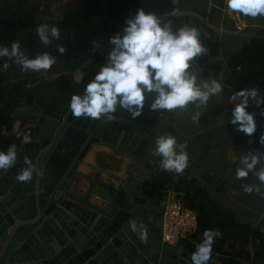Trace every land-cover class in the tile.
Returning a JSON list of instances; mask_svg holds the SVG:
<instances>
[{
    "label": "crops",
    "instance_id": "obj_1",
    "mask_svg": "<svg viewBox=\"0 0 264 264\" xmlns=\"http://www.w3.org/2000/svg\"><path fill=\"white\" fill-rule=\"evenodd\" d=\"M223 5L224 0H149L144 4L146 12H155L165 21H171L173 30L184 25L199 30V39L206 50L195 59L205 61L207 69L196 75L197 79H216L223 87L199 108L190 103L183 109L166 110L163 119L149 126L153 132L151 146L139 156L106 145H96L85 155L77 169V178L69 186L72 193L104 207L109 201L103 194L116 199L125 192V206L131 211L117 234L85 264H192L191 255L182 244L172 246L162 240L163 210L175 200L177 182L186 175L196 177L238 219L252 221L264 230V184L254 172L240 179L235 175L241 166L240 158L247 152L264 154V144L260 143L264 133V105L249 104L248 110L255 112L257 125L251 136L229 123L236 102L235 91L257 87L264 95V16L245 17L247 26L239 32L225 17ZM101 20L99 17L93 22ZM74 24L83 29L80 35L74 32L75 25L62 22L61 38L56 44H62L66 50L55 54L53 71L62 69L73 75L79 68L100 67L93 51L99 49L105 54L110 47L89 26ZM196 111L201 115L199 122L194 123L192 114ZM20 113L12 128L36 125L42 114L35 111L34 122L30 123ZM161 133L173 135L178 142L186 144L189 161L182 173L165 171L161 158L153 153L155 137ZM8 137L16 139L12 134L3 133L0 140ZM261 169H264V158L256 165L255 172ZM245 184L258 185L260 191L245 192ZM131 221L146 227V241L131 230Z\"/></svg>",
    "mask_w": 264,
    "mask_h": 264
},
{
    "label": "clouds",
    "instance_id": "obj_2",
    "mask_svg": "<svg viewBox=\"0 0 264 264\" xmlns=\"http://www.w3.org/2000/svg\"><path fill=\"white\" fill-rule=\"evenodd\" d=\"M232 12L245 17L264 16V0H226ZM38 42L48 46L61 38V29L48 23L40 24L36 29ZM196 27L184 25L173 30L171 21H165L155 12H146L138 8L126 17L119 31L107 38L110 46L104 54L105 61L94 77L84 82L83 93H73L67 107L75 118L84 117L92 120H112L117 109H123L133 117L142 114L147 100L151 111L186 108L190 103L199 108L206 105L210 96L222 91V84L216 79L200 80L190 71L192 62L205 52V46L199 39ZM57 50L65 52V47L58 44ZM0 57H8L21 66L22 71L39 72L50 69L57 57L49 52H38L29 58L21 50L19 41L11 47L0 45ZM9 67L8 61L2 69ZM0 69V70H2ZM234 107L229 123L236 125L239 131L251 136L256 131L255 112L249 111L250 102L257 107L264 105V95L257 87L244 88L234 92ZM201 113L193 112V122H199ZM264 144V133L260 136ZM153 153L159 156L161 167L168 172L182 173L188 166L189 156L186 144L177 141L173 135L165 133L155 137ZM17 146L9 144L7 151H0V171H7L16 165ZM264 158L259 152H247L240 158L236 169V178H244L254 172L264 184V169L255 172L256 165ZM26 167L16 174V180L29 182L34 174L40 175L39 169L25 156ZM260 191L258 185L245 184V192ZM131 230L138 238L146 241V227L130 222ZM218 229H205L203 240L191 254L192 264H208L212 255L214 238L220 236Z\"/></svg>",
    "mask_w": 264,
    "mask_h": 264
},
{
    "label": "water",
    "instance_id": "obj_3",
    "mask_svg": "<svg viewBox=\"0 0 264 264\" xmlns=\"http://www.w3.org/2000/svg\"><path fill=\"white\" fill-rule=\"evenodd\" d=\"M93 55L101 67L105 55L99 49ZM91 79L89 69L73 73L61 108L38 116L35 139L0 140V151L13 143L18 153L16 165L0 171V264H85L131 216L125 192L116 199L103 194L109 203L100 207L74 195L69 186L96 145L141 155L152 140L149 126L163 119L166 110L151 111L147 100L139 116L118 108L112 120L75 118L68 101L73 93H83L84 82ZM25 156L41 173L27 183L16 180L27 166Z\"/></svg>",
    "mask_w": 264,
    "mask_h": 264
},
{
    "label": "trees",
    "instance_id": "obj_4",
    "mask_svg": "<svg viewBox=\"0 0 264 264\" xmlns=\"http://www.w3.org/2000/svg\"><path fill=\"white\" fill-rule=\"evenodd\" d=\"M129 1V4H124ZM149 0H0V45L11 47L19 41L21 50L29 58L38 52L57 53L55 39L48 46L39 48L37 27L42 23L56 25V12L73 21L89 26L98 38L107 42L122 27L126 17L138 8H144ZM101 17L100 22H93ZM8 61L9 67L2 69ZM0 135L10 131L18 113L34 122L33 113L41 111L53 114L61 108L72 82V73L62 69L22 71L21 66L8 57H0ZM100 67L91 65L89 76L94 77ZM58 101L55 105L53 102ZM32 120V121H31ZM28 121V120H27ZM175 200L183 202L198 215V228L180 244L191 255L203 240L205 229H218L220 236L214 238L212 255L208 264H264V230L251 221L237 218L230 208L220 205L208 188L194 176L181 177L175 187Z\"/></svg>",
    "mask_w": 264,
    "mask_h": 264
},
{
    "label": "built area",
    "instance_id": "obj_5",
    "mask_svg": "<svg viewBox=\"0 0 264 264\" xmlns=\"http://www.w3.org/2000/svg\"><path fill=\"white\" fill-rule=\"evenodd\" d=\"M225 17L235 26V30L242 32L247 24L245 16L232 12L227 8L226 0L222 9ZM207 69V64L202 60H194L190 71L194 75L202 74ZM4 134H12L16 139L22 142H28L36 138L37 126L29 124L18 128H12ZM198 228V215L192 208L183 202L173 200L165 206L162 214V240L167 245H178L189 237Z\"/></svg>",
    "mask_w": 264,
    "mask_h": 264
},
{
    "label": "rangeland",
    "instance_id": "obj_6",
    "mask_svg": "<svg viewBox=\"0 0 264 264\" xmlns=\"http://www.w3.org/2000/svg\"><path fill=\"white\" fill-rule=\"evenodd\" d=\"M44 2H45V0H44ZM55 16H57V21H59V22H65L66 21V18H63V17H60L59 16V14H58V12H56V14H55ZM74 22L77 24V22L76 21H73L71 24H73V25H75L74 24ZM96 23V22H95ZM2 26H3V24H0V27L2 28ZM62 30V29H61ZM83 31V29H79V28H77V25H75V29H74V32L77 34H81V32ZM86 32L88 31V30H85ZM56 41V40H55ZM58 45V44H57ZM38 47L39 48H41V47H43V45H41V43L38 45ZM252 222V221H251Z\"/></svg>",
    "mask_w": 264,
    "mask_h": 264
}]
</instances>
